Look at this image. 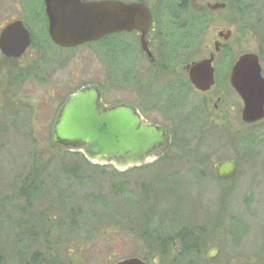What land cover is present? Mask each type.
<instances>
[{
    "label": "rangeland",
    "instance_id": "374dc122",
    "mask_svg": "<svg viewBox=\"0 0 264 264\" xmlns=\"http://www.w3.org/2000/svg\"><path fill=\"white\" fill-rule=\"evenodd\" d=\"M118 1L148 2L160 47L181 75L185 65L208 55V45L214 50L218 31L233 30L228 43L233 52L218 58L225 67L217 76L220 85L208 95L192 90L186 99L190 117L184 126L169 121L174 149L156 168L125 172L91 163L82 153L61 152L52 137L65 99L96 84L108 92V104L134 102L132 91H121L118 81L120 69L127 71L138 55L133 52L120 64L108 60L100 44L56 47L48 41L46 22L41 26L35 19L41 13L36 0L23 4L28 18L16 9L18 0H0V15L12 9L9 18L24 21L35 36L23 58L4 63L13 71L14 85L8 101L0 100V264H116L132 258L153 264L155 245L184 232L186 243L220 250L214 261L190 257L184 264H264V120L244 124L240 97L232 90L220 92L228 86L227 67L236 57L259 55L264 69V0ZM209 3L228 6L211 11ZM186 35L192 38L181 39ZM170 40L188 46L170 50L175 44L168 49ZM43 56L53 67L45 86L36 80L43 76L36 69L44 66ZM54 90L57 100L50 96ZM219 93L226 106L215 114ZM203 123L208 124L204 130ZM2 127L8 130L2 133ZM228 160L237 162L238 174L221 184L214 166ZM235 227L249 232L237 253L230 235Z\"/></svg>",
    "mask_w": 264,
    "mask_h": 264
},
{
    "label": "water",
    "instance_id": "95a60500",
    "mask_svg": "<svg viewBox=\"0 0 264 264\" xmlns=\"http://www.w3.org/2000/svg\"><path fill=\"white\" fill-rule=\"evenodd\" d=\"M48 35L63 49L79 48L110 35L140 31L143 49L148 51L147 33L152 15L146 3L125 4L118 0H44ZM225 3L209 5L223 9ZM31 45V36L22 22L5 29L0 39L3 54L20 59ZM201 64L191 70L192 83L202 91L214 84L211 71L200 79ZM231 83L244 103L242 122L254 125L264 120V78L259 57L239 56ZM53 144L60 151L82 153L91 163L120 171L140 167L156 160L169 148L168 132L148 124L141 114L127 105L107 106L98 87L91 85L72 94L58 114L53 129ZM237 173L235 161L220 163L215 174L221 181L232 180ZM116 264H145L138 258Z\"/></svg>",
    "mask_w": 264,
    "mask_h": 264
},
{
    "label": "flooded vegetation",
    "instance_id": "af4514ba",
    "mask_svg": "<svg viewBox=\"0 0 264 264\" xmlns=\"http://www.w3.org/2000/svg\"><path fill=\"white\" fill-rule=\"evenodd\" d=\"M18 1H19L20 5L15 4L16 9H21V11L22 12L24 11V14H25V9H22L25 0H18ZM36 1L38 2L39 7L41 8V13L38 14L37 17L35 16V19H38V23H40L41 26H42L43 21L46 22L45 25L47 26L48 41L50 43H52L54 46L58 47L57 45H55L52 42V40L50 39V37L48 35V20H47V16H46L45 1L44 0H36ZM83 1H99V0H83ZM134 3H146L148 5L150 13L152 15V25H151V27L147 33V37H146V40L148 42V47H147L148 51H145L143 49V46L141 43L142 33L140 31H133L130 33H120V34H116V35H110V36L104 38L103 40H101L99 42L84 45V47H92V46L100 44L103 47L105 53L108 54V52H109V54L112 55V56L109 55L107 57L108 60L109 59L116 60V63L120 62V64L122 61H125L126 59L131 60V53L135 52L138 55L137 59L135 58V63L133 65L130 62L131 66L129 67V69L127 71L119 68L120 73H119V81L118 82H119V86L121 87L120 90L121 91H132L134 102H123V103L114 104V105L108 104L105 102V98H104L105 93L107 91L105 92L101 86L96 85V84H89V85H86L84 87L91 86V85L98 87V89L100 90V93H101L102 101L105 105H107V106H117V105L131 106V107L135 108L141 114L143 119H145V121L148 124L158 126L160 128L165 129L168 132L169 137L171 139V144H170L169 148L166 149L160 157H158L156 160L150 161V162H148V163H146L140 167L128 169V170H136V169L148 170V169L156 168L169 155L171 150L174 149V139L176 138V136H175L174 131L169 126V124H170L169 121L172 122V120H173L174 122H176V124H178V126H184L185 123L188 121V118L190 116H187L188 105H187L186 99L190 96V94H192V90L194 92L195 91L199 92L203 95H208V94H211L212 92H214L217 87H219L221 80L219 79V81H218L217 76L221 75L223 72H225V67H222L223 62L218 63V58L223 53L231 54V52H233L232 48L229 47L228 43L231 41V38H232L234 33H233V30H226V29L218 31V33L216 35V39L214 40V44H213L214 50H213L212 46L208 45L206 47V50L208 51V55L202 59H199L197 61H192L191 63H188L187 65H185L183 68L185 75H183V74L181 75L177 70H175L173 68V66L170 65V63L168 61V57H166L164 55V48L160 47V39L157 35V33H158V22H157L156 14L152 11L148 2L139 1V2H134ZM214 4H216V3H214ZM225 4H226L225 8L218 9V10H211L209 8V5H213L211 3L207 4V7L211 11H224L227 9V6H228L227 3H225ZM1 10H3V9H1ZM11 11H13V10L6 8L5 14L0 15V39H1V36H2L3 32L5 31V29L15 22H22L23 25L25 26V28H27L24 21L17 19V18H14L13 16H11L9 18ZM25 17L28 18L29 16L26 15ZM40 20H42V21H40ZM28 32L30 33V36H31V45L21 58H23L30 51V49L32 48L33 43H34L35 36L29 30H28ZM190 38H192V36L186 35V36L182 37L181 39L188 40ZM117 39L122 40L119 43L122 44V46L124 45L123 46L124 52H122V50H121L122 46H121V49L118 48V50H117L118 55H115L114 51H116V50L114 49V47H116L115 42ZM123 41H124V43H123ZM171 42H175V44L173 45ZM136 43H138L140 50L136 49ZM168 43H169L168 49H170L171 44L173 45L172 49H170V50H173V49L176 50L177 47L187 48V46H188V42L185 43L184 46H182V45H178L177 43H179V42L178 41L176 42L175 40H170V42H168ZM228 50H229V52H228ZM184 53H186V51H184ZM45 54L48 55V53L46 51H45ZM116 56H118V57L116 58ZM257 56L259 57V62H260V65L262 67L261 56H259V55H257ZM225 57H227V56H225ZM229 57H231V56H229ZM43 59L45 62L44 66L40 65L41 67L36 68V69H38L39 75L40 74L43 75V76H40L39 79H36L38 81V83L41 84V86L46 85V76L45 75L48 74V71L53 68L51 66V64L48 63L49 58L47 56H45ZM237 59H238V57H236L235 61L232 62L229 65V67H227L228 73L230 74V79L228 80V83H226V81H225L226 79L224 78V82L226 84H228V86H224V90L220 91L221 94H225V92L228 93L232 90L235 92V94L238 97H240L238 95V93L236 92V90L233 88V85L231 83L232 71H233V68L237 62ZM14 60L15 59L6 57L3 54L2 50L0 49V100L4 99V101H8V99L10 98V95L12 94L13 85H14L13 71H12V69H10L8 64L5 65L4 63L12 62ZM54 60H56L55 66L57 67V59L55 58ZM146 64H148L147 67H145ZM198 64H201V68L199 71L200 79H202V80L205 79V77L208 74H210L211 71L213 73L214 84L206 91L199 90L192 83V80H191V70L193 67H195ZM225 64H226V62H225ZM3 65H5L6 67H4ZM36 69L29 70V73L34 75ZM222 69H224V70H222ZM43 72H45V73H43ZM262 76L264 78L263 67H262ZM20 77H24V75H21ZM22 79L23 78L17 79L16 83L20 82ZM84 87H82V88H84ZM82 88H80V89H82ZM80 89H78V90H80ZM78 90H75L74 92L70 93V95L65 99L63 105L68 100V98ZM50 96L53 97L52 98L53 100H55L57 98V90H54V94L53 95L51 94ZM215 97H217L216 102L218 104H215L214 113L218 114L221 111L220 105L222 106L223 109L225 108L226 105H225V103H223V105H222V102L224 100H223V96L220 95V93L216 94ZM240 99H241V97H240ZM56 105H57V103H56ZM63 105H62V107H63ZM243 106H244V103H243ZM243 106L240 107L241 114L243 113V109H244ZM207 107H209L208 104H206V108ZM207 111L209 112V110H207ZM194 114H195V112H194ZM56 120H57V118H56ZM55 123H56V121H55ZM207 125L208 124L203 123L202 124V130H204V128ZM1 129H2V133H3V131L6 128L2 127ZM7 130L8 129H6L5 131H7ZM54 148L57 149L55 146H54ZM228 161H234V160H228ZM224 162H227V161H224ZM224 162H219L216 165H218L220 163H224ZM203 163L205 164V162H203ZM216 165L214 166V174H215ZM236 165H237V173H236V176H237V174H238L237 162H236ZM128 170H126V171H128ZM215 176H216V174H215ZM235 177L229 181H221L216 176L219 183H221V184L231 183L235 179ZM71 219H75V218L71 217ZM71 223L73 224L72 229L75 230L76 223L75 222H71ZM241 229H242L241 227H235L230 232V235L232 236L231 240L234 242V252L235 253H237V250H239V248H241L244 241L247 240V238L249 236V232H247V230H241ZM177 235L178 236L180 235V237H178V239H175L174 241H173V239H170L169 241H165V242L163 240V242H158L155 245L156 256H154V258H153V264H175V263H183L184 264V263L189 262L190 257H192V259L198 258V259H201L202 261H204L205 259H206V261L207 260L208 261H214L218 258L219 252H220L219 248L216 247V248H212L208 251H205L203 249L204 247L201 246L200 242H198V243H186L185 238H184L185 232L179 233ZM179 238L181 240L180 243L177 242V240H179ZM258 238L259 237H257V239ZM138 259L143 261L145 264H149L150 259H148V258H142V259L138 258ZM235 261H239L238 258H236ZM261 261L264 262V256H262Z\"/></svg>",
    "mask_w": 264,
    "mask_h": 264
},
{
    "label": "trees",
    "instance_id": "16d2710c",
    "mask_svg": "<svg viewBox=\"0 0 264 264\" xmlns=\"http://www.w3.org/2000/svg\"><path fill=\"white\" fill-rule=\"evenodd\" d=\"M62 152V151H61Z\"/></svg>",
    "mask_w": 264,
    "mask_h": 264
}]
</instances>
